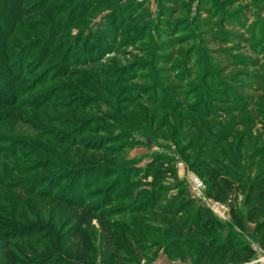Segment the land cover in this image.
<instances>
[{
	"label": "rangeland",
	"instance_id": "1",
	"mask_svg": "<svg viewBox=\"0 0 264 264\" xmlns=\"http://www.w3.org/2000/svg\"><path fill=\"white\" fill-rule=\"evenodd\" d=\"M4 67L0 264H264V0H0Z\"/></svg>",
	"mask_w": 264,
	"mask_h": 264
},
{
	"label": "trees",
	"instance_id": "2",
	"mask_svg": "<svg viewBox=\"0 0 264 264\" xmlns=\"http://www.w3.org/2000/svg\"><path fill=\"white\" fill-rule=\"evenodd\" d=\"M3 60V59H2ZM18 70H20V66H18ZM9 68V67H8ZM7 67H4L2 70H0V77L4 79V81H9L10 75H9V69ZM47 181H45L44 184H46Z\"/></svg>",
	"mask_w": 264,
	"mask_h": 264
},
{
	"label": "built area",
	"instance_id": "3",
	"mask_svg": "<svg viewBox=\"0 0 264 264\" xmlns=\"http://www.w3.org/2000/svg\"><path fill=\"white\" fill-rule=\"evenodd\" d=\"M194 187L199 188L201 185V180L197 177L193 178Z\"/></svg>",
	"mask_w": 264,
	"mask_h": 264
}]
</instances>
